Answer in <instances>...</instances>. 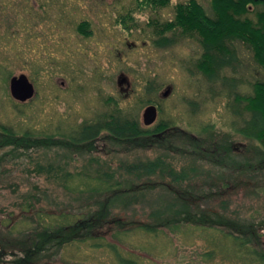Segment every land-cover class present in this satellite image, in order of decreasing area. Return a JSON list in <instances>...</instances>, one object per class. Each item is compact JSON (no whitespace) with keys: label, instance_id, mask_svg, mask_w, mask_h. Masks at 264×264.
<instances>
[{"label":"rangeland","instance_id":"1","mask_svg":"<svg viewBox=\"0 0 264 264\" xmlns=\"http://www.w3.org/2000/svg\"><path fill=\"white\" fill-rule=\"evenodd\" d=\"M190 1L170 0L159 7L146 0H0V67L13 73L7 79L0 73V131L6 127L18 136L29 132L44 138L57 129L78 127L115 104L138 115L143 125L145 109L154 105L158 117L151 127L162 124L173 131L168 143L179 152L173 154V166L188 179L176 184L172 177L145 178L142 184L160 185L152 193L155 201L150 195L146 208L117 209L126 229L110 228L103 247L92 240L65 245L55 237L27 255L26 249L41 241L38 234L57 231L46 228L39 212L75 213L82 220L94 212L83 208L88 193L77 195L73 189L95 175L97 162L102 170L116 169L121 163L156 160L158 151L129 152L103 140L79 151L42 148L14 154L1 149L0 264H120L107 244L136 264H250L247 256L252 255L241 254L245 258L240 259L224 246L232 248L224 238L231 230L247 235L250 246L264 255V151L239 131L242 122L235 114L236 96L253 95L254 83L264 82V71L250 49L239 45L243 67L235 75L223 73L238 80L231 91L221 80L209 82L197 69L202 56L197 39L179 38L170 48L156 47L154 25L174 21L177 6ZM194 1L213 14L212 0ZM83 22L90 25L89 37L78 32ZM21 74L36 90L25 103L10 94V79ZM49 162L61 167L58 178L37 172L38 163ZM163 185L192 195L191 222L146 233L137 227L156 224L152 214L166 201L156 197ZM202 213L215 228L205 230L197 223ZM75 232L82 240L89 238V232Z\"/></svg>","mask_w":264,"mask_h":264},{"label":"trees","instance_id":"2","mask_svg":"<svg viewBox=\"0 0 264 264\" xmlns=\"http://www.w3.org/2000/svg\"><path fill=\"white\" fill-rule=\"evenodd\" d=\"M169 1L146 0V3L150 2L154 6L165 7ZM251 7H254V10H251ZM211 9L213 14H208L204 7L194 0L187 4L178 5L174 21L154 25V35L157 39L153 43L156 47L164 49L175 45L179 38L197 39L202 49V56L197 64L199 72L209 82L221 80L224 86H228L231 91H234L238 80L226 78L223 73L230 70L232 75H235L237 70L243 67L238 50L239 45H244L250 49L254 61L264 71V0H212ZM252 13L255 14L254 19L249 17ZM78 32L89 37L92 34L89 23H81L78 26ZM168 32H173V36H166ZM0 73L6 79L13 74L3 67H0ZM253 89V95L236 96L235 102L239 108L236 109L235 114L242 122L239 131L245 137L259 142L264 151V82L256 81ZM168 127L162 124L154 129L146 127L142 125L138 115H131L120 109L117 104L113 109L108 108L103 114L83 122L78 127L64 132L57 129L54 134H46L44 138H34L29 132H26L25 136H18L13 129L2 127L0 150L10 148L12 149L11 153L14 154L20 150L32 152L42 148L79 151L88 147H95L102 140L123 147L129 152L135 150L158 151L156 160L137 161L131 165L121 163L116 169L102 170L103 166L97 162L98 168L95 175L89 181L86 180L73 189L77 195L88 193L87 202L83 198L85 201L83 208H92L94 212L85 220H82L84 216L78 218V214L75 213L57 216L53 213L39 212V219L48 223L46 228L55 226L57 231L51 233L45 230L38 234L41 241L32 243L31 247L25 251L28 253L27 255L35 254V250L43 247L40 243L46 245L55 237L58 242L65 245L92 240L96 247H103V235L109 233L110 228L114 227L121 231L126 229V224L116 215L117 209H126L137 204H142L145 207V203H148L147 198L154 195L152 194L154 189H159L158 186L160 185L153 187L142 184L145 178L149 180L152 176L172 177L171 181L176 184L187 183L185 171L182 172L181 170L178 174L177 169L173 166V154L179 152L173 151L172 143H168V141L173 142V131L171 129L169 131ZM167 144L169 145L167 146ZM56 163H38L36 165L37 172L48 173L51 176L56 174L54 177L58 178V174L63 172L61 167L58 170L55 168ZM156 194H158L156 195L157 198L166 199L152 214L156 224L153 227L140 225L137 227L138 229L146 233L156 232L158 227H172L176 230L177 224L183 221L191 222L189 207L192 205V195L190 193L187 191L177 193L173 191V187L163 185L162 191ZM151 198L155 201V195ZM196 203H193V206ZM150 207L152 206L150 205ZM196 208L199 210L200 206H196ZM31 209H33L32 206ZM202 219L207 222H202ZM201 220L197 223H202L203 225L200 226L203 229L215 228L212 224L208 225L210 221L206 220L204 213L201 215ZM77 229L82 232H89V238L80 239L79 235L74 233V230ZM225 236L224 238L230 241L232 246L230 248L224 245L228 249V253H232L229 251L234 249L233 253L237 257L240 256V259L246 257L244 254L252 255L247 256L252 257L249 260L250 264H264V255H259L257 250L250 246L251 241L248 240L247 235H244L240 230H231ZM227 237L234 240H229ZM222 241L224 242V240ZM107 245L116 255L120 264H136L133 259L123 257L117 246ZM241 254L245 257H241ZM15 264L19 263L15 262Z\"/></svg>","mask_w":264,"mask_h":264},{"label":"water","instance_id":"3","mask_svg":"<svg viewBox=\"0 0 264 264\" xmlns=\"http://www.w3.org/2000/svg\"><path fill=\"white\" fill-rule=\"evenodd\" d=\"M35 87L28 76L21 74L10 79V94L12 98L20 103H25L33 99ZM158 117L157 107L148 106L143 113V125L151 127L155 124Z\"/></svg>","mask_w":264,"mask_h":264},{"label":"flooded vegetation","instance_id":"4","mask_svg":"<svg viewBox=\"0 0 264 264\" xmlns=\"http://www.w3.org/2000/svg\"><path fill=\"white\" fill-rule=\"evenodd\" d=\"M35 93H36V91H35ZM153 126V125H152Z\"/></svg>","mask_w":264,"mask_h":264}]
</instances>
